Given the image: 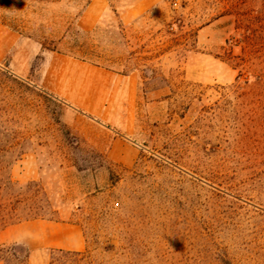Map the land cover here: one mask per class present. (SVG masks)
Wrapping results in <instances>:
<instances>
[{
  "label": "rangeland",
  "instance_id": "rangeland-1",
  "mask_svg": "<svg viewBox=\"0 0 264 264\" xmlns=\"http://www.w3.org/2000/svg\"><path fill=\"white\" fill-rule=\"evenodd\" d=\"M91 1L0 0L19 37L0 59V201L22 199L0 247L27 264H264V0H107L95 21ZM56 52L125 76L114 105L50 91Z\"/></svg>",
  "mask_w": 264,
  "mask_h": 264
},
{
  "label": "crops",
  "instance_id": "crops-1",
  "mask_svg": "<svg viewBox=\"0 0 264 264\" xmlns=\"http://www.w3.org/2000/svg\"><path fill=\"white\" fill-rule=\"evenodd\" d=\"M106 6L107 0H92L87 12L95 21ZM18 40L15 31L0 24V59L12 50ZM42 77L50 91L92 114H99L103 106L114 105L110 103V87L125 82V76L120 78V74L111 70L58 52L50 54Z\"/></svg>",
  "mask_w": 264,
  "mask_h": 264
},
{
  "label": "trees",
  "instance_id": "trees-1",
  "mask_svg": "<svg viewBox=\"0 0 264 264\" xmlns=\"http://www.w3.org/2000/svg\"><path fill=\"white\" fill-rule=\"evenodd\" d=\"M22 202L20 197L14 199L10 202H3L0 201V226H5L9 220L15 219L20 220L21 217L18 215L17 205ZM39 215H30L29 217H37ZM82 255L83 252L81 251H65V250H52L50 252V257L53 259L55 255ZM13 257L15 259H19L18 253L15 251V246H2L0 247V261L6 262L8 258ZM29 258V253L27 250H24L23 256L19 259L21 264H27Z\"/></svg>",
  "mask_w": 264,
  "mask_h": 264
}]
</instances>
